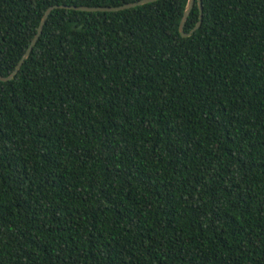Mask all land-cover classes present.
Masks as SVG:
<instances>
[{"label":"trees","instance_id":"obj_1","mask_svg":"<svg viewBox=\"0 0 264 264\" xmlns=\"http://www.w3.org/2000/svg\"><path fill=\"white\" fill-rule=\"evenodd\" d=\"M137 1L0 0V75ZM186 3L54 9L0 81V264H264V0Z\"/></svg>","mask_w":264,"mask_h":264},{"label":"water","instance_id":"obj_2","mask_svg":"<svg viewBox=\"0 0 264 264\" xmlns=\"http://www.w3.org/2000/svg\"><path fill=\"white\" fill-rule=\"evenodd\" d=\"M156 1H158V0H139L137 2L124 4V5L117 6V7H87V6H77L76 7V6H62V5L57 6L56 5V6H51V7L47 8L45 10L43 16L40 19L36 33L34 34L32 40L30 41L29 46L27 47V49L23 53L22 57L20 58L17 65L15 66L14 70L11 72V74H9L6 77H3L0 75V81L6 82L9 80H12L14 78V76L16 75V73L20 70L22 64L29 57L33 47L35 46V44H36V42H37V40H38V38L42 32L43 26H44L48 16L50 15V13L54 9L67 8V9H73V10L84 11V12H116V11H122V10L129 9V8H134V7L141 6V5L148 4V3H153ZM195 2H196L198 9H199L198 22L196 23L195 27L189 33H185L184 32L185 23H186V20L190 14V11L192 10ZM201 21H202V3H201V0H187V3L185 5V8H184V11L182 14V18H181L180 24H179L180 35L184 38L189 37L195 30H197L200 27Z\"/></svg>","mask_w":264,"mask_h":264}]
</instances>
